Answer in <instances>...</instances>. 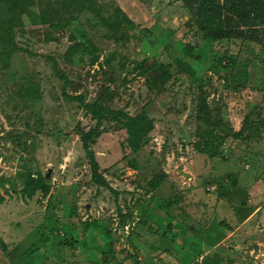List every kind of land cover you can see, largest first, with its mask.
I'll list each match as a JSON object with an SVG mask.
<instances>
[{
	"label": "rangeland",
	"instance_id": "374dc122",
	"mask_svg": "<svg viewBox=\"0 0 264 264\" xmlns=\"http://www.w3.org/2000/svg\"><path fill=\"white\" fill-rule=\"evenodd\" d=\"M205 4L0 0V264H137L150 244L178 250L197 221L216 238L189 263L264 264V44L209 36L219 23ZM122 22L109 40L89 35ZM95 102L108 111L90 150L109 188L93 181L83 142L95 124L84 104ZM122 114L146 118L142 151ZM209 114L245 126L243 138L197 119Z\"/></svg>",
	"mask_w": 264,
	"mask_h": 264
},
{
	"label": "trees",
	"instance_id": "16d2710c",
	"mask_svg": "<svg viewBox=\"0 0 264 264\" xmlns=\"http://www.w3.org/2000/svg\"><path fill=\"white\" fill-rule=\"evenodd\" d=\"M8 1L13 3V0ZM214 1L215 0H205V7L207 11L210 8H214L216 12L215 14L218 16L219 23V29L215 30L213 33L209 32V36H213L217 40L225 39L228 37L243 39L247 40L250 43H255L258 45L257 47L260 46V49H263L262 44L264 43L262 42H264V39H260V35L264 33V28H262L264 26V0H224L223 3H215ZM191 10H193V8H191ZM124 20L125 22H123L125 25H133L131 20ZM123 22L120 24L101 23V26H97L99 27L98 30H102L100 34L96 35L92 32L88 34L92 37L97 38L98 40H101L102 37L106 40H109L110 38L115 37L114 34L119 32ZM89 35L86 34L85 36L88 40L93 41ZM92 45L93 49L92 51H90L89 55L91 56V62H94L97 59L96 51L98 50V48H100V46H98L99 44ZM73 49H75V47L72 48V50ZM176 62L183 70H185V72L191 74L192 76L194 75V70L184 66L183 61L176 60ZM226 83L227 82L225 81V84ZM193 92L199 94V98L201 101L200 114H205L207 108V98L211 94L210 91H207L204 84L202 83L197 84L193 89ZM67 96L72 100H79L78 97H73L70 95ZM80 103H84V100L82 98H80ZM84 107L87 110V113L90 115L91 120L95 122V124L90 128V130L83 134L84 148L87 151V159L92 173V178L98 186L109 188L110 186L108 182L100 173L99 164L96 160L95 154L90 150V144L95 140L96 137H98L100 133L101 121H103L107 116L108 110L97 102L91 104H84ZM122 117L126 119L127 131L130 135V146L134 148V151H142L144 145V140L142 139H144L147 124L146 118L139 116L132 117L127 114H122ZM210 117L211 115L209 114L208 118H203L202 116H199L197 119L200 121H204L205 124L210 125L211 127H213V129L219 130L220 132H224L225 134L235 139L243 138L245 126H243L242 129L238 132L233 130L226 123H224L223 120H211ZM133 139H138V141H141L133 142ZM229 179L231 180L232 185L237 186V182L233 179L232 175L229 176ZM214 238H216V235L213 237V239H208V243L214 240ZM220 241V238H217L215 245ZM107 252L113 254V251H111V249L109 251L105 250L104 252H101V257H103V263H107V261L109 260L104 257L105 253L107 254ZM208 261L209 259L207 256L206 258H204V263L208 264ZM214 261L215 264H219V261L216 257H214Z\"/></svg>",
	"mask_w": 264,
	"mask_h": 264
},
{
	"label": "crops",
	"instance_id": "0c3cea01",
	"mask_svg": "<svg viewBox=\"0 0 264 264\" xmlns=\"http://www.w3.org/2000/svg\"><path fill=\"white\" fill-rule=\"evenodd\" d=\"M183 200H184V197H183ZM182 202L183 201L180 200L178 205H177V203L176 204H172L171 208L169 209V211L172 210V213H173V211L177 207V211L178 212H177L176 218L181 217L180 216V211H183V209L180 210V207H182L183 204H184L185 208L187 206V204L185 202L183 204H182ZM186 218H191V216L188 217V215L186 214ZM169 219H172V218H168V220ZM173 221H174V219H173ZM201 221H204V220H201ZM170 222H171V220H170ZM179 222L180 223L178 225H183V226L186 225L185 223L183 224L182 223L183 221H181V220H179ZM177 223H178V221H174V224L177 225ZM194 223L195 222H188L190 227H183L182 228L183 229L182 231H184L185 234H182V235L180 234V235H178V237H175V239H174V240H177V239H180V238L181 239H186L185 244L184 243L182 244L183 246H185V248H182L183 246H181L178 250H173V251H169L170 248H166L167 250H165V249L160 250V247L158 245L156 247V246H154V244H150L149 243L150 245L148 244L149 247L146 248V250L142 248L143 250L141 251L140 255H139V252L136 253L137 254L136 256L138 257L137 258V261H138L137 264H173L174 263V262H172L173 259L177 260L179 256H181L180 257V264H191L193 261L191 263H189V261L187 259L188 256H189L188 255V251L189 250L191 251L192 249L194 251H196V247H197V249L200 248V247L201 248L199 249V251H200L199 253H195L196 256L194 258V262H200V260H202L204 256L208 255V250L206 248L204 249L205 251H203V248L205 246V244H204L205 241L204 240L207 238V234H210L211 236H213L215 232L213 230H211L210 228L209 229L211 231L208 230V228L202 227L199 224V223H201L199 221H197V224H198L199 228L195 231L193 229ZM149 225H151V224H149ZM207 226L211 227L208 223H207ZM188 232H191V234L193 233L192 236ZM203 232H205L204 238L202 237L203 236ZM149 238H152V240H153V239H157V236H155L152 233H150ZM196 238H198L197 242L195 240ZM223 240H226V239H221V241L219 243H217L216 245H214L211 248L216 247L217 245L222 243ZM206 246H208V245H206ZM192 257H193V253H192Z\"/></svg>",
	"mask_w": 264,
	"mask_h": 264
},
{
	"label": "water",
	"instance_id": "95a60500",
	"mask_svg": "<svg viewBox=\"0 0 264 264\" xmlns=\"http://www.w3.org/2000/svg\"><path fill=\"white\" fill-rule=\"evenodd\" d=\"M48 176H50V171L48 172V175H47V177H48ZM254 247H255V249H256V250H258V249H259V245H257V244H255V245H254Z\"/></svg>",
	"mask_w": 264,
	"mask_h": 264
}]
</instances>
